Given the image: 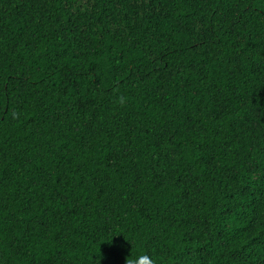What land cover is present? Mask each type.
I'll return each instance as SVG.
<instances>
[{
  "label": "trees",
  "instance_id": "16d2710c",
  "mask_svg": "<svg viewBox=\"0 0 264 264\" xmlns=\"http://www.w3.org/2000/svg\"><path fill=\"white\" fill-rule=\"evenodd\" d=\"M138 255L264 264V0H0V264Z\"/></svg>",
  "mask_w": 264,
  "mask_h": 264
},
{
  "label": "clouds",
  "instance_id": "9594fccd",
  "mask_svg": "<svg viewBox=\"0 0 264 264\" xmlns=\"http://www.w3.org/2000/svg\"><path fill=\"white\" fill-rule=\"evenodd\" d=\"M111 241L112 239H110L108 242L111 243ZM128 257L126 258V264H154L153 259L147 255H138L132 259H128Z\"/></svg>",
  "mask_w": 264,
  "mask_h": 264
}]
</instances>
